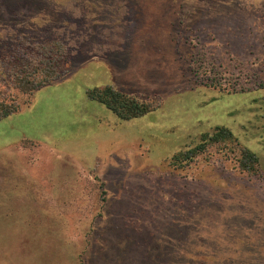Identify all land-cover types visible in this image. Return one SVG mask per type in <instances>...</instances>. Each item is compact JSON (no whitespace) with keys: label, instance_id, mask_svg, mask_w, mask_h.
I'll return each mask as SVG.
<instances>
[{"label":"rangeland","instance_id":"374dc122","mask_svg":"<svg viewBox=\"0 0 264 264\" xmlns=\"http://www.w3.org/2000/svg\"><path fill=\"white\" fill-rule=\"evenodd\" d=\"M0 20L28 43L66 28L80 66L10 94L0 264H264V0H0ZM102 86L151 111L115 119L85 96ZM217 126L256 174L218 145L169 165Z\"/></svg>","mask_w":264,"mask_h":264},{"label":"trees","instance_id":"16d2710c","mask_svg":"<svg viewBox=\"0 0 264 264\" xmlns=\"http://www.w3.org/2000/svg\"><path fill=\"white\" fill-rule=\"evenodd\" d=\"M3 28L8 29L9 33ZM26 29L28 28L15 29L12 23L0 22V88L4 89V92L0 90V120L18 110L19 105L10 94L30 96L42 87L68 79L80 67L70 65L78 52L79 43L77 41L72 44V40L65 39L66 28L55 26L53 31L61 32L62 36L54 37L47 43L40 37L29 40V43L25 42ZM85 96L89 101L103 106L119 121L137 119L151 111L148 104L138 102L111 86L88 89ZM262 142L264 144V138ZM215 145L232 155L240 172L251 175L258 172L256 155L239 147L232 133L220 126L214 127L210 133L201 134L198 143L192 147L172 154L168 163L174 168L188 164L208 147Z\"/></svg>","mask_w":264,"mask_h":264}]
</instances>
